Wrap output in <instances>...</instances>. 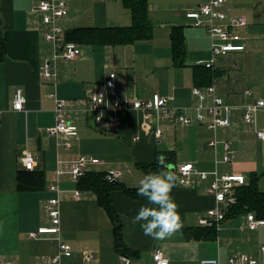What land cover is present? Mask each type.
Instances as JSON below:
<instances>
[{
  "label": "crops",
  "instance_id": "crops-1",
  "mask_svg": "<svg viewBox=\"0 0 264 264\" xmlns=\"http://www.w3.org/2000/svg\"><path fill=\"white\" fill-rule=\"evenodd\" d=\"M39 1L0 0V31L7 44L6 59L0 63L1 260L38 264L57 254L60 242H66L72 246L73 253L63 256L61 264H123L115 249L112 221L94 193L87 191L75 197L77 181L69 174L60 178L63 189L60 233H46L37 238L29 236L30 232L52 225L45 206L54 196L49 186L56 180L58 162L62 169L68 170L70 162L80 156L98 158L100 163L89 165L88 171L117 169L122 173L117 181L129 188H138L142 174L146 175L140 164L154 163L158 156L169 152H175V165L171 168L176 172L184 163H193L197 171L215 169V154L209 145L213 133L204 125L186 126L176 123L173 117L150 119L140 111H131L121 113V123L117 127L109 122L98 126L95 115L87 111L88 98L105 83L112 71L117 75L116 93L121 96L150 99L159 93L170 97L174 108L193 107L198 103L193 88L210 86L203 77L206 67L197 62L207 63L214 58L211 70L218 75L211 85L232 106L231 126L217 131L220 140L232 144V160L221 164L219 170L223 174L245 175L248 183L257 175L259 188L264 191L261 186L264 182V139L256 134L264 131V108L256 110V123L244 121L246 106L264 96V90H259L257 85L261 71L264 72V6L259 9L256 0H228L224 5L226 12L244 14L249 19L248 26L239 29L246 40V49L242 52L213 57L211 40L205 29L194 27L185 15L204 0H150V18L155 25L151 40L115 47L78 44L75 60L59 58L55 61L53 45L44 37L49 27L43 24L41 13L36 11ZM66 1L68 15L60 21L66 31L132 23L131 11L122 0ZM173 26H184L187 57L182 66L176 65L173 59ZM46 61L56 70V85L41 75ZM195 74L199 75L198 79ZM19 88L27 98L22 111L13 109L15 92ZM248 89H252L251 95L246 94ZM52 91L58 98L69 101L66 117L79 129L70 147L65 146L63 137L57 139L47 131L56 121L55 100L49 97ZM155 128L162 129L158 139L151 131ZM137 135L140 138L134 141ZM104 140L110 142L113 155L103 149L106 157L96 152L95 146ZM27 152L35 159L34 171H41L45 176V187L41 190L18 189V173L26 170L22 158ZM219 152L223 153L222 146ZM212 178L202 181L193 177L191 185L172 189L171 195L179 205L184 226L164 239L145 235L140 224L132 222L140 207L147 204L146 198L132 197L121 189L111 192L112 204L123 223L124 241L138 253L134 257L136 262L151 264L152 252L158 248L171 264H199L206 258L226 263L228 257L237 253L261 257L259 249L264 245V225L250 227L247 213L227 217L216 227L215 237H197L193 233L199 234L208 228L201 226L199 220L216 205L214 197L207 192ZM86 253L94 254L95 258L87 259Z\"/></svg>",
  "mask_w": 264,
  "mask_h": 264
},
{
  "label": "built area",
  "instance_id": "built-area-1",
  "mask_svg": "<svg viewBox=\"0 0 264 264\" xmlns=\"http://www.w3.org/2000/svg\"><path fill=\"white\" fill-rule=\"evenodd\" d=\"M228 0H204L197 8L186 12V18L191 21L194 27L205 29L211 40L210 49L213 57L225 56L232 52H242L246 49V40L240 34L239 29L248 26L249 19L244 14H232L224 10V5ZM36 11L42 15V22L49 30L45 31L46 41L52 43L54 49L53 59L56 61L63 58L66 61L75 60L79 53L78 44L68 42L65 39L66 30L61 26L60 21L68 15V3L66 0H40L36 5ZM214 58L205 63L198 61L197 65H203L206 68H212ZM42 77L54 81L57 84L56 70H52L50 61H46L42 66ZM117 75L115 71L109 73L105 83L99 86L88 98L87 111L95 115V122L98 126L111 123L119 126L121 123V113L131 111H140L145 117L153 119L159 118L167 120L173 117L178 124L182 125H204L213 133L209 141L210 147L215 154V169L213 171H197L193 163H184L177 167L178 181L181 186H189L193 177H199L200 180L212 178L207 192L215 199V206L208 209L206 214L201 217L199 224L203 227H217L226 219L227 212L236 204V189L248 183L245 175L241 174H223L219 170L221 164L229 163L232 160L233 147L228 141L220 140L217 131L222 128L230 127L232 124V106L218 94L214 85L205 88L195 86L192 90L198 103L193 107L174 108L171 106L170 97L155 93L150 99L139 97L121 96L116 93ZM252 89L246 90L247 95H251ZM49 97L55 100V124L47 128L48 133L55 137L65 139V146L72 145V139L78 137V126L69 121L66 112L70 105L69 101L57 97L55 91L50 92ZM102 97V102L101 98ZM27 98L23 89L19 88L15 92L13 100V109L22 111L25 108ZM264 108V96L257 99L256 102L246 106L244 121L246 123H256L255 112L257 109ZM193 111L194 115L190 114ZM101 113L103 115L101 116ZM101 116L99 120L97 117ZM155 138H160L162 129H152ZM257 136L264 139V131H257ZM140 138L139 135L133 138L134 141ZM220 146L223 153L220 155ZM24 168L28 171H34L36 162L33 155L27 152L22 158ZM100 159L80 156L77 160L70 162L69 169L61 168V162H58L56 180L49 186V190L54 193L45 206L46 212L51 220V227H41L38 231L30 232L29 236L37 238L39 235L51 233H60L61 209L60 195L63 189L60 185V178L64 174H69L71 179L78 181L89 171V165L99 164ZM118 170H109L106 172V180L114 183L121 176ZM83 192L79 189L74 190V195L79 198ZM249 226L256 228L264 225V219L256 218L255 213L250 212L247 215ZM261 257L249 255L247 253H237L228 257L226 263H222L216 258H206L199 264H264V245L260 246ZM73 248L69 243L60 242L59 252L53 255L49 260L38 264H61L63 256H71ZM86 258L91 260L95 258L92 253H86ZM123 264H145L136 262L129 256L121 255ZM0 264H20L14 262H5L0 259ZM151 264H171L170 259L164 252L158 248L152 252Z\"/></svg>",
  "mask_w": 264,
  "mask_h": 264
},
{
  "label": "trees",
  "instance_id": "trees-1",
  "mask_svg": "<svg viewBox=\"0 0 264 264\" xmlns=\"http://www.w3.org/2000/svg\"><path fill=\"white\" fill-rule=\"evenodd\" d=\"M123 5L131 11L132 23L129 26L117 27H84L75 28L66 31L65 39L68 42L76 44L109 45L119 46L133 44L139 41L151 40L154 36L155 25L150 18V0H122ZM171 42L174 63L178 66L185 64L187 57V46L184 35V26H173L171 28ZM7 56V44L3 34L0 31V63ZM203 75L205 83L211 85L213 79L218 75L211 68H205ZM196 79L199 78L195 74ZM202 79V77L200 78ZM201 87V86H200ZM175 152H169L164 155L165 163L175 165ZM157 161V160H156ZM140 164L139 167L148 174L149 172L160 171L157 162ZM171 170L177 174L175 169ZM257 175H253L247 185L236 189L237 202L227 212V217L237 215L238 213L253 212L258 219H264V191H261L258 185ZM179 186V181L175 187ZM45 187V176L41 171L22 170L18 173V189L21 191L41 190ZM174 187V188H175ZM77 188L82 192H92L96 196L98 204L105 210L114 227L115 249L120 255L129 256L132 259L138 256V253L130 249L123 235V223L112 204L111 192L114 189H121L132 197L137 196L138 188H129L118 181L111 183L106 180V172H91L81 177L77 181ZM205 228V227H204ZM207 228V227H206ZM216 227L207 228L204 232L195 234L199 237H215Z\"/></svg>",
  "mask_w": 264,
  "mask_h": 264
},
{
  "label": "clouds",
  "instance_id": "clouds-1",
  "mask_svg": "<svg viewBox=\"0 0 264 264\" xmlns=\"http://www.w3.org/2000/svg\"><path fill=\"white\" fill-rule=\"evenodd\" d=\"M156 162L161 170L149 172L140 180L137 196L146 198L147 204L140 207L132 222L139 223L145 235L164 239L178 233L184 225L178 211L179 205L171 195L178 177L171 170V165L165 163L163 155L158 156Z\"/></svg>",
  "mask_w": 264,
  "mask_h": 264
},
{
  "label": "rangeland",
  "instance_id": "rangeland-1",
  "mask_svg": "<svg viewBox=\"0 0 264 264\" xmlns=\"http://www.w3.org/2000/svg\"><path fill=\"white\" fill-rule=\"evenodd\" d=\"M256 1H257L256 4L258 5L259 9H260L261 6H264V2H262L263 0H256ZM263 76H264V72L262 70L260 75H259L258 84H257L259 90H260V88L264 90V77ZM261 77H263V78L261 79ZM95 149H96V152L99 151V154H101L104 157H106L105 155H103L104 151L106 153H108L109 155H113L114 154V152L111 150L110 142H108L107 140L106 141L104 140L102 142H98L97 146H95ZM102 149L104 150L103 152L101 151ZM107 162H109V161H105V163H107ZM104 168H106V167H104ZM107 169H108V167H107ZM110 170H117V169H110ZM136 170L137 169H135L134 171H136ZM142 175H143V177L145 176L144 174H142ZM261 186H264V182L262 183Z\"/></svg>",
  "mask_w": 264,
  "mask_h": 264
},
{
  "label": "bare ground",
  "instance_id": "bare-ground-1",
  "mask_svg": "<svg viewBox=\"0 0 264 264\" xmlns=\"http://www.w3.org/2000/svg\"><path fill=\"white\" fill-rule=\"evenodd\" d=\"M177 175V174H176Z\"/></svg>",
  "mask_w": 264,
  "mask_h": 264
}]
</instances>
